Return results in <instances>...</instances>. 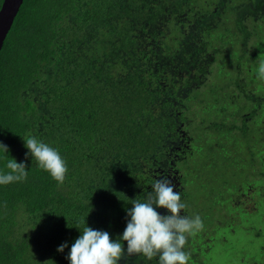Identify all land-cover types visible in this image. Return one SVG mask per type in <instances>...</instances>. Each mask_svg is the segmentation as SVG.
I'll use <instances>...</instances> for the list:
<instances>
[{
  "label": "trees",
  "instance_id": "1",
  "mask_svg": "<svg viewBox=\"0 0 264 264\" xmlns=\"http://www.w3.org/2000/svg\"><path fill=\"white\" fill-rule=\"evenodd\" d=\"M219 26H231L236 35L228 44L237 47L231 66L249 64L248 72L262 61L264 0L23 1L0 51V143L8 148H0V172L14 159L25 163L28 176L0 185V264H70L85 223L119 240L132 200L143 201L173 167V146L199 156L198 138H222L220 120L200 121L203 137L182 131L191 122L183 101L205 84L219 56L221 46L212 40ZM249 84L255 85V94L245 96L251 109L235 114L240 127L234 115L222 123L227 134L264 120L260 84ZM29 136L65 160L62 185L26 158L23 139ZM238 199L246 198L230 201ZM249 203L245 210L254 208ZM208 242L201 230L188 237V264H199ZM61 244L67 247L58 252ZM118 264H158V258L135 254Z\"/></svg>",
  "mask_w": 264,
  "mask_h": 264
},
{
  "label": "rangeland",
  "instance_id": "2",
  "mask_svg": "<svg viewBox=\"0 0 264 264\" xmlns=\"http://www.w3.org/2000/svg\"><path fill=\"white\" fill-rule=\"evenodd\" d=\"M247 22L253 23L252 20ZM258 34L263 36L264 32ZM233 35L235 33L231 26H219L218 32L212 35L214 43L221 46L219 56L210 67L205 84L183 101V105L185 102V106H188L186 116L191 121L189 127L182 130L185 134L206 136L205 130L196 128L198 123L203 120L208 125L220 120L222 127L218 135L222 138H198L203 146L199 156L190 157L189 147L182 151L177 149L178 146H173L172 151L177 150L171 162L173 167L164 177L172 180L174 191L187 193L186 196L180 195L181 201L187 205L185 214L202 215L201 231L209 242L206 251L201 249L203 253L199 257V264H264V120L260 123L257 120L247 122L243 132L237 130L231 134H227L229 128L222 124L225 120L231 123L236 118L235 114L243 115L251 109L246 104L245 96L247 93L255 94L252 90L255 85L249 84V89L248 80L260 84L256 89L258 94H264V80L256 76L260 60L258 65L252 64L248 72L246 67L249 64L231 66L235 59L233 55L237 52V47L228 45L234 42ZM259 46L264 48L263 45ZM261 53L257 55L261 56ZM233 67L235 72L232 74ZM222 86H227V91L218 88ZM236 119L235 124L240 127V119ZM212 149L217 156L210 155ZM204 158L208 160L207 166L204 165ZM195 193L203 196L202 202L195 203L200 199ZM240 196L246 199H238V203L233 205L230 199ZM248 198L255 204L251 210L244 209L252 206ZM242 202H245L243 206ZM194 206L197 208L192 210ZM201 239H196V242L199 244Z\"/></svg>",
  "mask_w": 264,
  "mask_h": 264
},
{
  "label": "clouds",
  "instance_id": "3",
  "mask_svg": "<svg viewBox=\"0 0 264 264\" xmlns=\"http://www.w3.org/2000/svg\"><path fill=\"white\" fill-rule=\"evenodd\" d=\"M256 76L264 80V61L260 62ZM23 140L28 149L26 158L31 155L39 168L62 185L68 168L58 150L35 136ZM0 148L8 152L2 143ZM6 168L7 172H0V185L27 179L24 162L8 159ZM174 187L172 180L161 178L153 183L143 201L133 199L132 207L126 213L129 219L119 240L113 241L108 232L94 230L84 221L81 235L72 244L67 257L70 264H118L122 258L135 254L148 260L158 258V264H188L190 254L184 251V246L189 236L203 229V221L198 214H185L187 205L181 201L180 193L174 191ZM157 208H164L169 214L161 215ZM121 241L127 242L126 250ZM65 247L67 244H61L57 251L62 252Z\"/></svg>",
  "mask_w": 264,
  "mask_h": 264
},
{
  "label": "water",
  "instance_id": "4",
  "mask_svg": "<svg viewBox=\"0 0 264 264\" xmlns=\"http://www.w3.org/2000/svg\"><path fill=\"white\" fill-rule=\"evenodd\" d=\"M24 0H3L0 7V51Z\"/></svg>",
  "mask_w": 264,
  "mask_h": 264
}]
</instances>
